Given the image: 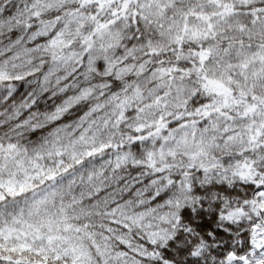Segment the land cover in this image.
Here are the masks:
<instances>
[{
	"label": "snow or ice",
	"instance_id": "obj_1",
	"mask_svg": "<svg viewBox=\"0 0 264 264\" xmlns=\"http://www.w3.org/2000/svg\"><path fill=\"white\" fill-rule=\"evenodd\" d=\"M0 264H264V0H0Z\"/></svg>",
	"mask_w": 264,
	"mask_h": 264
}]
</instances>
